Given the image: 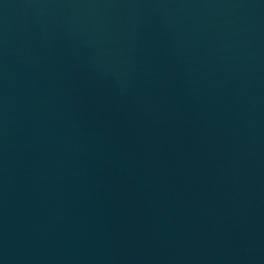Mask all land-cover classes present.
Returning a JSON list of instances; mask_svg holds the SVG:
<instances>
[{"label":"water","instance_id":"1","mask_svg":"<svg viewBox=\"0 0 264 264\" xmlns=\"http://www.w3.org/2000/svg\"><path fill=\"white\" fill-rule=\"evenodd\" d=\"M0 264H264V0H0Z\"/></svg>","mask_w":264,"mask_h":264}]
</instances>
